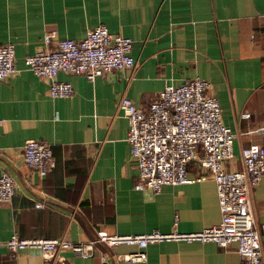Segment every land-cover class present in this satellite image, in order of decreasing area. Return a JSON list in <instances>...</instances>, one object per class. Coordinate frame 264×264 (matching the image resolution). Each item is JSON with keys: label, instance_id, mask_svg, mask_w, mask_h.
<instances>
[{"label": "crops", "instance_id": "crops-1", "mask_svg": "<svg viewBox=\"0 0 264 264\" xmlns=\"http://www.w3.org/2000/svg\"><path fill=\"white\" fill-rule=\"evenodd\" d=\"M104 25L111 34L133 40L131 55L137 65L95 80L61 72L54 80L72 84L74 92L69 98H51V81L36 76L25 63L44 48V34L56 31V39L82 40ZM6 44L15 46L16 73L0 83V177L12 176L15 194L0 204V243L13 235L88 242L99 230L194 233L221 222L217 186L197 162L187 167L191 183L164 186L158 194L135 188L139 171L119 102L127 97L147 107L166 85L208 81L220 102L223 124L235 135V157L224 167L243 171L241 150L264 145V0H0V46ZM55 47L53 41L49 48ZM31 139L51 145L55 167L44 177L25 163L24 145ZM250 202L261 229L264 178L251 190ZM140 251L147 260L120 262L113 257ZM0 264L242 260L236 243L222 248L212 241L171 239L143 249L102 246L92 258L63 250L51 260L39 250L14 255L0 245Z\"/></svg>", "mask_w": 264, "mask_h": 264}, {"label": "built area", "instance_id": "built-area-1", "mask_svg": "<svg viewBox=\"0 0 264 264\" xmlns=\"http://www.w3.org/2000/svg\"><path fill=\"white\" fill-rule=\"evenodd\" d=\"M55 36L56 31L46 32L44 48L25 61L36 76L51 81V98H69L74 92L72 84L54 80L61 72L95 80L112 70L132 69L137 65L131 55L133 40L111 34L105 25L88 31L82 40L56 39ZM53 41H56V47L50 49ZM15 60L13 44L0 46V83L16 73ZM119 107L129 124L127 140L139 171L135 188L158 194L164 186L191 183L193 180L188 178L187 167L197 162L210 173L217 186L221 222L194 233L174 231L166 234L154 230L124 235L99 230L88 242H72L64 238L21 239L13 235L0 245L14 255L28 249L39 250L45 259L51 260L63 250H70L82 258H92L102 246L111 249L136 245L143 249L171 239L212 241L222 248L236 243L242 264H264V223L261 229L256 227L250 202L251 190L264 178V145L254 144L241 150L243 171L225 169V162L235 157V135L223 124L220 102L213 93L212 84L196 78L181 86L166 85L147 107H138L127 97H122ZM242 117L250 118V114L243 113ZM24 157L29 169L42 177L55 167L51 145L46 141H26ZM14 191L12 176L3 174L0 177V204L10 201ZM42 204L37 203L36 207ZM113 257L120 262L147 260L145 251ZM102 261L107 259L102 257Z\"/></svg>", "mask_w": 264, "mask_h": 264}]
</instances>
